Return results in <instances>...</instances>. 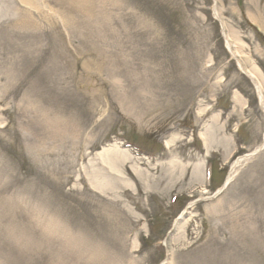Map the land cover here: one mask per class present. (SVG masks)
<instances>
[{
  "label": "rangeland",
  "instance_id": "374dc122",
  "mask_svg": "<svg viewBox=\"0 0 264 264\" xmlns=\"http://www.w3.org/2000/svg\"><path fill=\"white\" fill-rule=\"evenodd\" d=\"M49 1L0 0V264H264V0Z\"/></svg>",
  "mask_w": 264,
  "mask_h": 264
},
{
  "label": "bare ground",
  "instance_id": "6f19581e",
  "mask_svg": "<svg viewBox=\"0 0 264 264\" xmlns=\"http://www.w3.org/2000/svg\"><path fill=\"white\" fill-rule=\"evenodd\" d=\"M22 3H24V5L21 7L20 9L23 10V8H27V7H34V9H40V6L42 4V2H40V0H21ZM48 2L51 4V1L48 0ZM19 10V9H17ZM27 11V9H25ZM32 10V9H31ZM42 16H44V13H42ZM256 14L250 12V17L255 20ZM227 46L229 47V42L227 41ZM240 63V61H239ZM241 66V64H239ZM245 72L254 80L256 87L258 88V93H259V98L263 101V93H262V82H261V78L259 76V74L257 72H255L254 70L249 71V70H245ZM235 98L238 100V96L235 95ZM263 138H264V134H263ZM246 155L239 157L238 161H240L241 159H243ZM96 158H94V160H100L101 161V165H103L106 169H108L109 171L117 173V177L118 179H121L122 181L120 183H124L126 185L124 186H129V182L125 179V177H123V173L120 171V169L125 166L126 163H130V160L132 158V155H128L125 151L122 150H116L114 148H109V149H104L103 151L99 152L96 154L95 156ZM171 166L172 168L176 167L177 162L176 160H173L171 162ZM91 164L93 166H95V163L91 162ZM132 169L134 170V172L136 174H142L143 178L145 177V173L143 170H140L141 168H139L137 165H131ZM139 168V169H138ZM200 166L196 165L195 169H199ZM97 171V169H96ZM102 174H98L97 177L94 178V180H91V185L93 186V188H95L96 190H100L105 188L108 184L107 182L100 176ZM120 181V180H118ZM229 182V178L226 179L225 184Z\"/></svg>",
  "mask_w": 264,
  "mask_h": 264
}]
</instances>
